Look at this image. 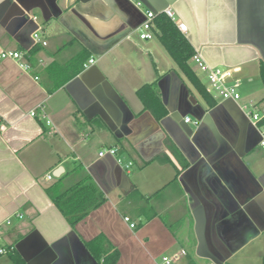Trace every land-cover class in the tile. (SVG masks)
Instances as JSON below:
<instances>
[{
	"label": "crops",
	"instance_id": "0c3cea01",
	"mask_svg": "<svg viewBox=\"0 0 264 264\" xmlns=\"http://www.w3.org/2000/svg\"><path fill=\"white\" fill-rule=\"evenodd\" d=\"M159 5L0 0V249H15L27 264H95L83 241L103 233L120 252L116 264H163L158 257L178 249L185 253L173 264H225L264 236V155L241 109L256 103L264 111V0H175L168 6L186 25L179 31L195 53L210 66L236 70L240 99L208 91L213 106L155 35L139 38L143 12ZM35 30L46 45L34 43ZM3 51L22 56L1 57ZM83 54L88 58L80 72L49 91L51 77L66 78ZM190 65L207 88L191 59ZM91 66L84 82H102L124 102L122 129L111 131L96 115L88 119L66 89ZM152 82L166 109L160 119L136 94ZM107 147H116V155L99 156ZM77 165L106 200L71 227L46 189L74 183ZM58 167L62 172L53 176ZM136 192L155 194L151 205L158 214L142 223L144 202ZM256 250L264 264V248ZM0 264H13L6 252Z\"/></svg>",
	"mask_w": 264,
	"mask_h": 264
},
{
	"label": "trees",
	"instance_id": "16d2710c",
	"mask_svg": "<svg viewBox=\"0 0 264 264\" xmlns=\"http://www.w3.org/2000/svg\"><path fill=\"white\" fill-rule=\"evenodd\" d=\"M152 29L155 37L175 61L180 71L196 88L199 94L213 106L215 101L213 100L211 93L207 91L203 80L197 76L190 65V59L195 54V50L188 39L179 31L175 22L168 15L160 12L152 21ZM34 51L35 48L30 49V55L33 54ZM87 58L88 55L83 54L81 60L75 59L71 63L74 70L66 75V78L58 79L56 75L51 77L52 86L49 88V91L58 88L64 84L68 78H71L80 72L83 68V63ZM259 77L264 87L263 59L259 62ZM136 94L142 101L144 109L150 110L157 119L162 118L166 114V109L155 90V83L152 82L141 85L137 88ZM262 122L264 123V117ZM72 173L79 175V178L70 186L62 189L57 188V186L53 184L46 189L50 199L66 218L71 227L83 219L91 210H94L103 204L106 200L102 191L98 189L89 174L83 171L80 165H77L72 169ZM134 194L140 199V201L144 202V206L139 209L144 216V220H142L141 223L158 214L156 209L151 205V200L155 194L149 196H144L138 192ZM83 243L88 252L94 258L95 264H116L118 262L120 257L119 250L103 233H99L91 239L83 241ZM6 249V254L13 264H27L26 260L15 249H11L10 247H6Z\"/></svg>",
	"mask_w": 264,
	"mask_h": 264
},
{
	"label": "built area",
	"instance_id": "2783aa9c",
	"mask_svg": "<svg viewBox=\"0 0 264 264\" xmlns=\"http://www.w3.org/2000/svg\"><path fill=\"white\" fill-rule=\"evenodd\" d=\"M129 1H131L136 7L141 8L143 6V2L141 0H129ZM160 12H163L166 15H168L176 23V26L180 31L186 30V25L183 22H177L173 11L168 7L162 9L159 12L146 9L143 12L144 19L139 26L140 39H151L154 37V32L152 29V21L154 17ZM32 18L34 19V21H36L37 16L33 15ZM37 31L38 30H35L32 33V39L34 43H41L42 45H46L47 43L46 40L42 39V37ZM21 56L22 53L19 51H3L1 53V57H11L13 59H19L21 58ZM191 61L194 63L196 68L204 74L205 79L207 81V88H206L207 91L214 92L222 100L238 101L240 99L241 97L239 91L240 82L234 79V74L236 71L235 69L210 66L197 53H195L192 56ZM91 63H93V59H89L88 62L84 64V66L87 67ZM20 65L25 69L29 67V65L26 63H20ZM241 109L245 113L249 122L257 129L259 134L258 147L260 148V150L264 155V123L262 122V119L264 117V111H261L256 103H250L249 105H242ZM31 115H35V111H32ZM184 121L189 122L190 118L188 116H185ZM116 153H117L116 147H107L101 149L98 154L99 156H104L106 154L115 156ZM118 161L120 160L118 159ZM131 165L132 162H128L126 167L129 168ZM47 178L51 179L52 175L48 174ZM18 216L21 217V215ZM124 220L129 223V226L131 228L135 227V223L131 221L128 216H124ZM7 223H10V221L8 220ZM6 251L7 249L1 248L0 254L5 253ZM181 252L182 254L185 253L184 250ZM178 258H179V254L175 253L171 256H166V255L162 256L161 261L163 264H173V262L178 260Z\"/></svg>",
	"mask_w": 264,
	"mask_h": 264
},
{
	"label": "water",
	"instance_id": "95a60500",
	"mask_svg": "<svg viewBox=\"0 0 264 264\" xmlns=\"http://www.w3.org/2000/svg\"><path fill=\"white\" fill-rule=\"evenodd\" d=\"M144 3L150 0H141ZM160 5L156 10L160 11L167 8L175 0H158ZM155 11V12H157ZM30 18L34 21L32 18ZM93 67H89L84 73L74 77L67 85L66 89L71 93L80 109L88 119L93 116H99L111 131L122 129L126 124V107L120 95L107 89L106 85L100 83L86 84L84 77ZM62 167L55 169L53 176L58 177L62 172Z\"/></svg>",
	"mask_w": 264,
	"mask_h": 264
},
{
	"label": "rangeland",
	"instance_id": "374dc122",
	"mask_svg": "<svg viewBox=\"0 0 264 264\" xmlns=\"http://www.w3.org/2000/svg\"><path fill=\"white\" fill-rule=\"evenodd\" d=\"M261 239L263 240V242ZM259 241L261 242L259 243ZM262 247L264 248V236L254 240L241 251L234 253V255L229 257L225 264H262L259 252L256 250V248L262 249ZM180 251L181 250L178 249L176 253L180 255ZM171 254L172 253H168L167 255L170 256ZM161 256L162 255L158 257V263L160 262Z\"/></svg>",
	"mask_w": 264,
	"mask_h": 264
}]
</instances>
